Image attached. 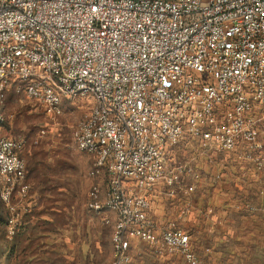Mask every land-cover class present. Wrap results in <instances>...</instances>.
I'll use <instances>...</instances> for the list:
<instances>
[{
	"label": "built area",
	"instance_id": "built-area-1",
	"mask_svg": "<svg viewBox=\"0 0 264 264\" xmlns=\"http://www.w3.org/2000/svg\"><path fill=\"white\" fill-rule=\"evenodd\" d=\"M10 86L49 116L92 100L73 141L93 157L87 207L112 228L109 264H134V240L214 264L188 232L150 218L151 198L194 171L172 161L189 141L264 169V0H0V127ZM24 147L0 135L10 239L14 196L30 190Z\"/></svg>",
	"mask_w": 264,
	"mask_h": 264
},
{
	"label": "rangeland",
	"instance_id": "rangeland-1",
	"mask_svg": "<svg viewBox=\"0 0 264 264\" xmlns=\"http://www.w3.org/2000/svg\"><path fill=\"white\" fill-rule=\"evenodd\" d=\"M91 106L88 97L65 100L62 112L49 116L23 91L9 87L4 102L7 119L0 131L5 137L25 139L21 154L36 197L29 206L31 212L26 210V214L30 212L35 218L25 231L21 223L20 236L10 239L7 206L0 201V244H59L61 251L55 256L61 264L110 263L112 228L102 215L87 207L88 192L95 180L89 175L93 158L80 151L73 141L77 122ZM172 161L188 163L194 171L184 172L179 184L160 185L154 191V195L158 191L160 195L151 198L154 201L150 218L160 228L188 232L205 261L233 264L242 254L250 260V251L241 253L239 248L251 245L252 226L259 230L264 243V215L260 213L253 222L250 219L255 214L246 208L249 200L256 199L255 184L264 183V169L256 170L233 152H204L195 141L176 147ZM191 185L194 190L186 191ZM241 195L249 200L241 199ZM242 216L247 219H241ZM28 230H33L32 236H28ZM131 244L135 264H186L181 254L164 245L150 246L139 240ZM18 254L21 253H16L17 261ZM24 262L25 258L19 264Z\"/></svg>",
	"mask_w": 264,
	"mask_h": 264
},
{
	"label": "crops",
	"instance_id": "crops-1",
	"mask_svg": "<svg viewBox=\"0 0 264 264\" xmlns=\"http://www.w3.org/2000/svg\"><path fill=\"white\" fill-rule=\"evenodd\" d=\"M8 91V90H7ZM6 99V98H5ZM5 102V101H4ZM1 130V127H0ZM0 135L1 134L0 131ZM93 158V157H92ZM28 170V168H27ZM94 179V178H93ZM102 182L103 180L100 179ZM27 183L30 185V190L25 194L21 195L19 193H16L13 199V202L16 204V207L18 208V211L20 213L21 217V222H22V227L24 228V231L27 230L25 228L28 226L30 223L34 222V215H32L31 209L29 210V206L34 203L35 198V193H32L31 188H32V183L29 182L28 180V173L26 177ZM105 183H102V185ZM257 187V193L255 195L254 200H249L245 195H241L240 198L243 200H249L251 203V206H253L255 209L251 211V214L253 217H251L250 220L253 222L256 221V218L259 217L260 213L264 215V183H256L255 184ZM160 188V185L156 188L157 190ZM155 189V190H156ZM154 190V191H155ZM156 190V191H157ZM157 195H152V198H158V195H160V191L156 193ZM251 199V197H250ZM1 201V199H0ZM154 201V200H152ZM248 202V201H246ZM244 202V203H246ZM256 205H255V204ZM249 204V203H248ZM249 204V205H250ZM253 204V205H252ZM247 208V207H246ZM26 210L30 211L28 214H26ZM7 212V218L9 215L8 209H6ZM250 214V215H251ZM255 217V218H254ZM241 219H247L245 216H242ZM30 229V228H29ZM259 230L256 231V227L251 228L250 230V240H251V245L249 247L247 246H240V252L241 253H246L247 250L250 251V260L244 259L245 254L237 256L233 264H264V243L261 241V234L258 232ZM33 230H28V236L33 235ZM19 237L20 234L17 233L16 237ZM112 244V243H111ZM61 251V245L59 244H50V243H40V244H15L12 243L9 245L5 244H0V264H19V261L25 258V264H61L60 260L56 258L55 253H59ZM5 252H9L10 255L6 257ZM4 253V254H3ZM16 253H21L18 254L19 259L17 261L16 259ZM25 253V254H24ZM134 260V259H133ZM23 264V263H22ZM135 264V262H134Z\"/></svg>",
	"mask_w": 264,
	"mask_h": 264
},
{
	"label": "trees",
	"instance_id": "trees-1",
	"mask_svg": "<svg viewBox=\"0 0 264 264\" xmlns=\"http://www.w3.org/2000/svg\"><path fill=\"white\" fill-rule=\"evenodd\" d=\"M197 250V249H196Z\"/></svg>",
	"mask_w": 264,
	"mask_h": 264
}]
</instances>
